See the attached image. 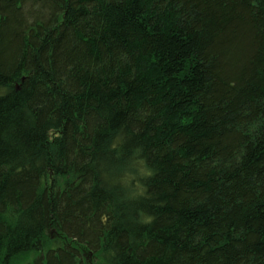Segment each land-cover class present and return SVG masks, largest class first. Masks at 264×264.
<instances>
[{
  "label": "trees",
  "instance_id": "trees-1",
  "mask_svg": "<svg viewBox=\"0 0 264 264\" xmlns=\"http://www.w3.org/2000/svg\"><path fill=\"white\" fill-rule=\"evenodd\" d=\"M0 264H264V0H0Z\"/></svg>",
  "mask_w": 264,
  "mask_h": 264
}]
</instances>
